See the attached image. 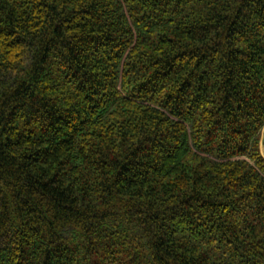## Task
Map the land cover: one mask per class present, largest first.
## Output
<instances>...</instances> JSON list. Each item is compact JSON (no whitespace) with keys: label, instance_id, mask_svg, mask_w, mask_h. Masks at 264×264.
I'll return each instance as SVG.
<instances>
[{"label":"trees","instance_id":"trees-1","mask_svg":"<svg viewBox=\"0 0 264 264\" xmlns=\"http://www.w3.org/2000/svg\"><path fill=\"white\" fill-rule=\"evenodd\" d=\"M0 264H264V0H0Z\"/></svg>","mask_w":264,"mask_h":264},{"label":"rangeland","instance_id":"rangeland-1","mask_svg":"<svg viewBox=\"0 0 264 264\" xmlns=\"http://www.w3.org/2000/svg\"><path fill=\"white\" fill-rule=\"evenodd\" d=\"M261 150H262V147H261Z\"/></svg>","mask_w":264,"mask_h":264}]
</instances>
